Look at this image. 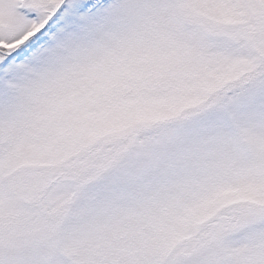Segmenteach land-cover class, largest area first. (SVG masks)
Wrapping results in <instances>:
<instances>
[{"label":"snow or ice","instance_id":"1","mask_svg":"<svg viewBox=\"0 0 264 264\" xmlns=\"http://www.w3.org/2000/svg\"><path fill=\"white\" fill-rule=\"evenodd\" d=\"M0 264H264V0H0Z\"/></svg>","mask_w":264,"mask_h":264}]
</instances>
